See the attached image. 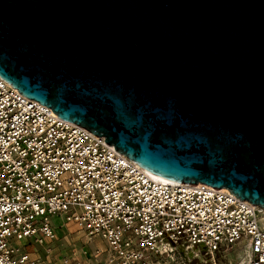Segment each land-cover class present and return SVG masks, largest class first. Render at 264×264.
<instances>
[{"label":"water","instance_id":"95a60500","mask_svg":"<svg viewBox=\"0 0 264 264\" xmlns=\"http://www.w3.org/2000/svg\"><path fill=\"white\" fill-rule=\"evenodd\" d=\"M0 78L145 170L264 210V0H0Z\"/></svg>","mask_w":264,"mask_h":264},{"label":"built area","instance_id":"2783aa9c","mask_svg":"<svg viewBox=\"0 0 264 264\" xmlns=\"http://www.w3.org/2000/svg\"><path fill=\"white\" fill-rule=\"evenodd\" d=\"M54 216L104 244L61 252ZM0 264H264V210L158 179L0 78Z\"/></svg>","mask_w":264,"mask_h":264},{"label":"rangeland","instance_id":"374dc122","mask_svg":"<svg viewBox=\"0 0 264 264\" xmlns=\"http://www.w3.org/2000/svg\"><path fill=\"white\" fill-rule=\"evenodd\" d=\"M52 222L54 224V227L56 228L59 242L57 243L59 250L62 251H68L72 247H75V249H78L80 247H84L85 249H93L98 246H102L104 243L99 238L92 239L89 243H86L85 239H83L79 234L74 232V227H69L66 229L65 227H62L61 223L62 220L58 216H54L52 219ZM66 230H71L66 231ZM56 244H52L51 246H55ZM37 249H39L40 253V247L36 246ZM233 257L232 255L230 256Z\"/></svg>","mask_w":264,"mask_h":264},{"label":"bare ground","instance_id":"6f19581e","mask_svg":"<svg viewBox=\"0 0 264 264\" xmlns=\"http://www.w3.org/2000/svg\"><path fill=\"white\" fill-rule=\"evenodd\" d=\"M149 172V171H148ZM152 176H154V177H156V178H158V179H163V180H167V179H165V178H162V177H160V176H157V175H155V174H153V173H151V172H149Z\"/></svg>","mask_w":264,"mask_h":264}]
</instances>
